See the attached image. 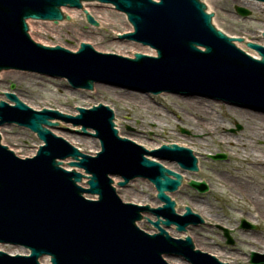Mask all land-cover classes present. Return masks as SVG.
<instances>
[{
  "label": "water",
  "instance_id": "95a60500",
  "mask_svg": "<svg viewBox=\"0 0 264 264\" xmlns=\"http://www.w3.org/2000/svg\"><path fill=\"white\" fill-rule=\"evenodd\" d=\"M86 1L112 4L117 11L124 12L134 31L120 39L154 49L157 56L136 50L133 58L99 50L88 41H83L78 51H70L62 44L44 46L31 35L28 19L56 24L65 14L72 18L62 7L82 9V2L84 5ZM158 1L0 0V72L16 70L67 79L74 90H91L101 83L144 93L202 96L264 111V46L245 36L223 33L217 22L212 23L215 12L207 13L209 4L204 0ZM237 11L241 16L249 14L243 8ZM84 13L90 24L98 26L90 11L86 9ZM235 42H246L261 58L247 54ZM15 94H4L14 105L0 101V127L13 124L26 127L37 133L45 145L34 158L23 160L9 150L12 148L1 145L0 136V244L30 251L29 257H10L0 252V264H41L39 259L43 258H48L51 264H168L163 256L182 258L189 264H224L216 255L215 258L195 250L190 237L177 240L166 231L175 225L176 231L183 233L188 225L204 223L189 204L185 205L186 213L178 215L175 202L166 194L175 192L182 180L193 179L187 180L145 154L176 161L184 170L197 171V159L190 149L177 143L164 145L160 150L143 145L145 150L121 139L114 128L117 125L113 122L114 111L102 102L98 106L93 104L89 110L77 108L79 115L71 116L48 109L34 111ZM55 119L81 125L84 133L87 128L95 130L102 151L95 158L85 155L93 153L79 152L77 146L46 128H58ZM60 126L82 130L63 123ZM170 143L176 142L165 144ZM224 158L223 154L214 157ZM66 159L75 160L69 166L89 175V188L78 185L85 178L83 174L62 168ZM110 176L124 179L120 187L135 178L148 179L164 205L152 209L123 203L112 187ZM190 186L201 192L208 189L204 182L191 181ZM84 194L97 195L99 199L88 200ZM141 213L157 218L156 222L148 220V223L159 233L151 235L137 227ZM242 227L254 228L245 220ZM223 231L228 243L233 244L229 231ZM188 235L191 236L189 232ZM252 257V264H264V255L253 253Z\"/></svg>",
  "mask_w": 264,
  "mask_h": 264
},
{
  "label": "rangeland",
  "instance_id": "374dc122",
  "mask_svg": "<svg viewBox=\"0 0 264 264\" xmlns=\"http://www.w3.org/2000/svg\"><path fill=\"white\" fill-rule=\"evenodd\" d=\"M207 3L208 11L215 12L213 20L222 31L231 36H245L264 46L261 37L264 32V8L244 6L240 0H208ZM85 8L100 22L99 27L90 26L81 11L66 10L72 18L58 25L30 21V33L45 45L62 44L70 50H78L83 41H88L102 51L116 52L118 47H124L121 44H125L127 51L133 52V43L121 41L117 36L130 27L125 14L100 3H87ZM237 8H243L249 14L241 16ZM237 45L246 52L255 53L241 47L239 43ZM0 75V90L15 91L23 102L36 110L43 107L56 108L74 115L77 106L89 108L102 102L114 110L121 136L159 146L173 141L195 149L199 172L188 173L184 177L187 180H204L209 185V191L201 194L189 187L188 181H184L181 189L172 195L179 213L189 204L194 212L205 219V224L189 229L194 244L202 251L219 254L220 260H228L231 264H251L252 253H264V212L257 211L259 207L250 202L255 197L248 198L240 190V187L249 186L252 196L264 195V167L260 162L252 161L250 153L264 152V137L255 136L251 123L245 118L227 113L231 105L206 99L211 101L212 108L219 113L209 114L206 118L187 107L189 100L185 98L193 97L165 93L153 95L101 83H96L90 91L73 90L64 79L14 70L1 72ZM125 92L149 96L148 103L138 102L125 95ZM2 93L0 91V100H5ZM258 112L264 114L263 111ZM186 119L199 121L197 129L188 124ZM57 130L53 132H57L82 152L94 154L97 148L100 150L99 140L88 133L73 132L61 126L59 132ZM0 133L3 144L6 143L19 157L33 156L42 143L36 134L17 126L2 127ZM217 154H225L226 159L214 160L212 156ZM114 180L119 182L120 179ZM116 188L123 201L149 203L152 206L158 203L153 185L146 180L137 179L126 188ZM146 217L153 219L149 215ZM241 220L258 226L259 230L241 228ZM147 222L145 220L138 225L145 231L154 232V228ZM222 228L229 230L236 241L235 246L226 244ZM170 233L182 237L175 231ZM0 249L11 253L15 248L4 245ZM167 261L171 264H185L172 258Z\"/></svg>",
  "mask_w": 264,
  "mask_h": 264
},
{
  "label": "bare ground",
  "instance_id": "6f19581e",
  "mask_svg": "<svg viewBox=\"0 0 264 264\" xmlns=\"http://www.w3.org/2000/svg\"><path fill=\"white\" fill-rule=\"evenodd\" d=\"M204 1L207 2L208 0H204ZM240 2L244 6H250V7H252V6H258L261 9L264 8V4H258L259 2L256 3V1H252V0H240ZM87 3H89V2H85L84 5L87 4ZM91 3H95V2H91ZM91 5L94 6L95 4H91ZM62 8L65 11L66 10H71L68 7H62ZM86 9L89 11L88 8H86ZM86 9L84 8V10H86ZM208 10H209V8L207 9V11ZM76 11H79V10H76ZM27 21L29 23L30 21H34V20L33 19H28ZM35 21L43 22L42 20H35ZM48 22H51V23L55 24V22H52V21H48ZM29 24H31V23H29ZM130 30H132L131 26L126 29V31H130ZM30 31H31V28H30ZM118 44H120V43H118ZM239 44L241 45V47H246L247 48L246 42H242V43H239ZM121 46H124V47H118V50L116 52H119V53L124 54V55L131 56V57H133L136 54V52H135L136 50L142 51V52H146V53H150V54H156V51L154 49H151L149 47H145V46H142V45L133 44L132 45L133 46L132 47L133 48L132 51L134 53L133 52L132 53H129L127 51V46H125V44H121ZM201 48L204 50L203 47H201ZM248 53H251L253 56H255L257 58H260V56L257 53H253V52H248ZM160 94L162 95L164 93H160ZM125 95L130 96L131 98L135 99L138 102L140 101L143 104L148 103L147 102V99L149 98V96L146 97V96H142V95H136V94L131 93V92H125ZM185 99H188L189 100V102L186 103L187 107L191 111L195 112L197 115H200L201 117H206L207 118L209 116V114H218L219 115L218 111L212 108L213 104L211 103V101H208V100L204 99L203 97L195 96L192 99H190V98H185ZM76 113L77 112L75 111L74 114H76ZM227 113H229L231 115H240L239 117L245 118V120H247L249 123H251V125H252L251 127H252V130L254 132V135L257 136V137L258 136L264 137V114L258 113L256 111H252V110H249V109H242V108H237V107H233V106L229 107V109L227 110ZM114 116H115V113H114ZM210 117H212V116H210ZM114 122L115 123L117 122L116 118H114ZM186 122L188 124H191V126L193 125V127H195V128L198 127V125H199V121H197V120L195 121V120H192V119H186ZM115 126L117 127V125H115ZM4 127H6V126H4ZM61 127H63V126H61ZM69 127L80 128L81 126H73V125L70 126L69 125ZM68 129H70L73 132H77V133L78 132H82V130L71 129V128H68ZM54 130H57V129H54ZM89 131H91V130H89ZM88 133L90 135H92L90 132H88ZM1 140H2V138H1ZM134 142H136V140ZM139 142H141V141H137L136 143H139ZM139 144H142V145H144L145 147H147L149 149H156L160 145V144H151L150 145V144H145L143 142H141ZM96 151H98V148L94 151V153H96ZM193 151H195V149ZM250 153L252 154V157H253L252 158V161H258L261 164H263L262 166L264 167V152H261L260 151V153H259L258 151H251ZM145 155L147 157L151 158V159H154V160L159 161L160 163H162L164 165L163 162H161L159 159H157L156 156H153L151 153H146ZM167 167H169V168L171 167L172 170L180 173L183 177L186 174H188L187 171L179 170L178 164H176V163L175 164H171V165H167ZM171 177H173V176H171ZM114 183L117 184L118 182L114 180ZM182 183H183V181H182ZM240 190L243 193L245 192L247 194V197L248 198L255 197V198L251 199L252 201H250V202L255 207H259V209L257 211H263L264 212V195L263 194H261L260 196H252L250 194L251 193V189H250L249 186L240 187ZM154 192H155V190H154ZM166 193L171 196L170 192H166ZM159 205H161V202H160ZM153 206L156 207V206H158V204H155ZM188 232H186L185 234H187ZM182 237H185V236L182 235ZM17 253H23L24 254V253H27V252H25V250L19 249V248L14 249L11 252V254H17ZM211 254L212 255H216L218 258H220V255L219 254H215V253H211ZM260 254H262V253H260Z\"/></svg>",
  "mask_w": 264,
  "mask_h": 264
}]
</instances>
